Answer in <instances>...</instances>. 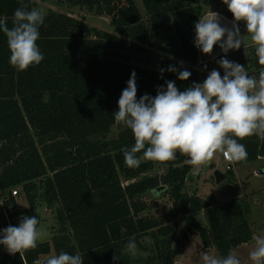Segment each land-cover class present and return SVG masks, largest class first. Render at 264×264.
<instances>
[{"label":"trees","instance_id":"trees-1","mask_svg":"<svg viewBox=\"0 0 264 264\" xmlns=\"http://www.w3.org/2000/svg\"><path fill=\"white\" fill-rule=\"evenodd\" d=\"M56 1L112 16L115 33L51 10L37 41L44 60L17 71L9 64L7 38L0 32V191L18 187L28 199L30 207L16 213V226L24 216L41 222L34 215L40 201L55 207L59 225L50 241L37 242L35 249L26 252L27 263L63 251L79 252L83 264H176L181 244L191 233L197 232L207 248L216 247L219 256L252 241L247 196L219 203L214 195L203 200L195 190L185 191L192 166L179 152L173 161L142 160L138 168H129L122 149L134 144V136L130 129L118 125L113 115L133 71L137 99L145 94L155 97L159 87L166 89V81H174L181 92L200 83L197 70H188L191 76L181 81L178 72L164 71L161 76L160 70L131 61L127 53L141 47L149 31L172 30L173 41L164 48L197 65L201 55L194 43L195 23L206 14V6L217 5L219 0H142L147 22L135 0ZM23 2L27 10L36 4ZM19 7L20 0H0V17H8L9 27ZM221 13L233 19L225 4ZM222 57L245 66L257 79L264 70L255 47H250L204 60L205 71L216 69L223 76L217 63ZM114 125L119 126L120 134L108 139ZM239 142L246 148L247 159L233 161L225 174L229 180L235 179L236 166L264 157V139L253 135ZM156 164L166 166L161 176L123 185L122 175L130 181ZM166 191L173 200L171 216L180 217L186 225L179 237L177 222L141 215L149 209L142 196ZM200 211H204L206 222L196 216ZM133 236L137 248L154 255L135 258L125 253ZM146 237H151V244L143 242ZM0 264L24 262L18 253H8L0 257Z\"/></svg>","mask_w":264,"mask_h":264},{"label":"clouds","instance_id":"clouds-1","mask_svg":"<svg viewBox=\"0 0 264 264\" xmlns=\"http://www.w3.org/2000/svg\"><path fill=\"white\" fill-rule=\"evenodd\" d=\"M233 16L232 28L222 27L221 16L208 11L195 23V46L204 54H211L215 45L227 54L229 50L245 46L239 22H244L247 36L255 46L258 63L264 66V0H222ZM21 7L12 16V27L8 17H0V32L7 38L10 50L9 64L17 71L38 66L44 55L37 41L40 27L46 13L41 8L27 10ZM174 20V17H172ZM226 36V39H222ZM183 62H181L182 65ZM223 69V76L216 69L211 70L203 83H193L185 91H179L174 81H166V89L159 87L155 97L147 94L137 99L136 73H131L127 87L118 100V111L114 120L118 125L131 130L134 144L123 148L126 166L138 168L142 160L166 163L176 159V154L188 157L187 163L193 173H198L221 153L229 161L247 159L244 144L250 136L264 139V70L259 78L250 75L245 66L221 58L217 61ZM165 69L161 68V76ZM169 72H178V78L186 81L191 76L188 70L169 66ZM142 153V155H138ZM37 217L21 218L19 226H8L2 230L0 245L10 255L35 249L37 242L46 232L38 228ZM254 248L249 253L252 264H264V235L253 237ZM124 252L137 254L136 237L125 245ZM114 260L118 257L114 256ZM203 264H242L238 255L229 251L226 256L201 252ZM34 264H41L39 260ZM44 264H83L79 252H60L46 258Z\"/></svg>","mask_w":264,"mask_h":264},{"label":"rangeland","instance_id":"rangeland-1","mask_svg":"<svg viewBox=\"0 0 264 264\" xmlns=\"http://www.w3.org/2000/svg\"><path fill=\"white\" fill-rule=\"evenodd\" d=\"M36 2L34 7L41 8L47 14L49 11H55L65 14L73 15L90 26L97 27L101 30L115 33V25L113 23L112 16L106 13H98L95 10H90L85 6H71L66 3H59L56 0H32ZM142 14L144 20L147 22L148 16L146 14L142 0H135ZM206 13L208 11H214L213 6L205 7ZM233 20V19H230ZM239 28L241 35H244L245 46H241L239 49L249 50L250 47H255L251 44L250 37L247 36L246 26L244 22H239ZM174 33L172 30L153 32L149 31L145 41L140 43L141 47L132 49L127 53V56L131 61L140 64L145 68L160 70L161 68L167 71L169 66L176 67L178 70H197L199 73L200 83L207 78L205 68L202 66L204 60H212L215 57L225 54L222 50L215 51V55L211 57V54H205L204 58H201L197 65H192L188 60L181 56L174 55L165 49V45L173 41ZM237 50V49H235ZM234 50H229L228 53H232ZM227 53V54H228ZM181 62L182 65H181ZM169 72V71H168ZM121 129L118 125H114L108 136V139L117 138ZM150 161V160H146ZM229 162L226 161L221 153H217L210 163L203 167L198 173H193L187 178L185 182V191L195 190L197 195L203 200H207L209 196L214 195L219 203H225L237 197L247 196L251 203V226L254 232V236L264 235V174H258L259 169L264 168V157L259 158L256 161L247 162L236 166L234 168L235 179H225L220 183L216 182L215 171L219 170L226 174L227 166ZM166 172V166L156 164L146 172H142L140 176L128 180L122 175L123 185H129L130 183L137 182L145 177L161 176ZM160 186L164 183L159 182ZM21 189V188H19ZM143 200L149 205V209L144 211L141 215L158 218L166 223L177 222L179 224V231L177 236H181L182 231L185 229L184 221L178 217L173 218L170 210L173 204V200L170 198L168 191L159 194L158 196L144 195ZM18 204L21 209L29 208V202L23 191L18 199ZM204 211H200L196 216L202 222H206ZM34 215L41 218V222L38 228L46 232L38 242L50 241L52 233L59 229V225L56 219L55 207L49 208L44 202H39ZM1 238V237H0ZM145 244H151V237L144 238ZM255 241L252 239L249 243L242 244L233 248L238 257L241 259L242 264H252L249 260V253L254 248ZM207 251L209 254L219 256L216 247L207 248L201 237L197 232L191 233L186 241L181 244L180 251L176 257V264H203L200 259L201 252ZM55 255L51 252L48 256H43L41 264L47 257ZM154 255L152 251H146L143 248H137V254L135 258H146L147 256ZM140 264H147L141 262ZM158 264V263H154Z\"/></svg>","mask_w":264,"mask_h":264},{"label":"built area","instance_id":"built-area-1","mask_svg":"<svg viewBox=\"0 0 264 264\" xmlns=\"http://www.w3.org/2000/svg\"><path fill=\"white\" fill-rule=\"evenodd\" d=\"M224 159L229 162L227 169H230L233 161H229L225 157ZM20 196L21 190L18 187H11L0 191V230L1 228H6L10 225L16 226V220L18 219L16 213L21 209L18 204V199ZM6 254H8L6 248L3 245H0V257H3ZM22 260L24 264H28L26 252L22 257Z\"/></svg>","mask_w":264,"mask_h":264},{"label":"water","instance_id":"water-1","mask_svg":"<svg viewBox=\"0 0 264 264\" xmlns=\"http://www.w3.org/2000/svg\"><path fill=\"white\" fill-rule=\"evenodd\" d=\"M219 1L222 2V0H219ZM215 12L219 13L220 16H221L220 24H221L222 27L232 28V20H230L229 18H227V17H225V16H223V15L221 14V8H220V6L215 7ZM223 39H226V36L223 37ZM217 46H218V44L214 46V48H213V52H212L211 55H210L211 57H213V56L215 55V51H214V50H215V48H216ZM199 50H200V49H199ZM217 50H221V48H219V49H217ZM200 55H201V58H204V56H205V54L202 53L201 50H200ZM192 172H193V170L191 171V173H192ZM257 173H258V174H264V169H263V168H262V169H259V170L257 171ZM214 175H215V179H216V182H217V183H220V182H222L223 180L226 179V175H225V173H223V172H221V171H219V170H216ZM159 189H161V187H160Z\"/></svg>","mask_w":264,"mask_h":264},{"label":"flooded vegetation","instance_id":"flooded-vegetation-1","mask_svg":"<svg viewBox=\"0 0 264 264\" xmlns=\"http://www.w3.org/2000/svg\"><path fill=\"white\" fill-rule=\"evenodd\" d=\"M223 4H222V2L221 1H219V2H217V5L215 4L214 6H213V8L215 9V7H217V6H220V8H221V6H222ZM220 47H219V45L215 48V50L214 51H217V49H219ZM213 52V51H212Z\"/></svg>","mask_w":264,"mask_h":264},{"label":"crops","instance_id":"crops-1","mask_svg":"<svg viewBox=\"0 0 264 264\" xmlns=\"http://www.w3.org/2000/svg\"><path fill=\"white\" fill-rule=\"evenodd\" d=\"M213 12H215V9H214V11ZM223 16H225L223 13H221ZM226 17V16H225ZM233 21V20H232ZM223 39V38H222ZM264 169V168H263ZM0 237H1V235H0ZM52 237V236H51Z\"/></svg>","mask_w":264,"mask_h":264}]
</instances>
